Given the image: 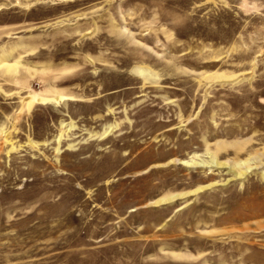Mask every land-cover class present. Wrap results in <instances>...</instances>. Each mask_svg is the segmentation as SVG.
Here are the masks:
<instances>
[{"label": "rangeland", "instance_id": "374dc122", "mask_svg": "<svg viewBox=\"0 0 264 264\" xmlns=\"http://www.w3.org/2000/svg\"><path fill=\"white\" fill-rule=\"evenodd\" d=\"M0 264H264V0H0Z\"/></svg>", "mask_w": 264, "mask_h": 264}, {"label": "bare ground", "instance_id": "6f19581e", "mask_svg": "<svg viewBox=\"0 0 264 264\" xmlns=\"http://www.w3.org/2000/svg\"><path fill=\"white\" fill-rule=\"evenodd\" d=\"M193 163H194V164H199V163H197V162H195V161H194ZM186 164H188V165H189L190 163L186 162Z\"/></svg>", "mask_w": 264, "mask_h": 264}]
</instances>
